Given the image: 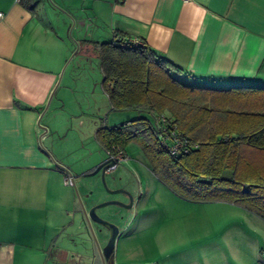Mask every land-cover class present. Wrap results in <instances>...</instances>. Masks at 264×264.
Returning a JSON list of instances; mask_svg holds the SVG:
<instances>
[{"label":"crops","instance_id":"0c3cea01","mask_svg":"<svg viewBox=\"0 0 264 264\" xmlns=\"http://www.w3.org/2000/svg\"><path fill=\"white\" fill-rule=\"evenodd\" d=\"M59 1L58 7H48L46 0H33L29 9L22 0H0V264H84L64 241L66 225L79 208L74 189L65 183L66 171L40 147L42 130L37 124L74 49L66 35L72 14L64 7L66 0ZM92 8L110 37L124 31L143 38L181 69L171 74L184 85L264 87V0H94ZM79 35L84 39L83 31ZM84 54L100 64L92 52ZM76 79L69 76L65 84L60 80L45 116L54 103V110L64 108L58 93L62 86L74 94L85 84H79L80 76ZM80 81L88 83V76ZM112 116L116 126L124 118ZM58 129L50 126L42 138L48 149ZM136 200L140 198H134V205ZM215 203L243 210L246 222L238 232L249 233L243 243L252 258L249 264H264L258 257L264 246V220L233 203ZM122 236L114 250L116 264H125L119 262ZM99 263L98 258L87 261Z\"/></svg>","mask_w":264,"mask_h":264},{"label":"trees","instance_id":"16d2710c","mask_svg":"<svg viewBox=\"0 0 264 264\" xmlns=\"http://www.w3.org/2000/svg\"><path fill=\"white\" fill-rule=\"evenodd\" d=\"M22 2L31 9L33 0ZM131 38L115 31L104 42H77V54L92 52L100 61L107 118L124 115L117 126L104 122L96 131L100 146L108 155L137 140L152 172L182 199L230 202L264 220V166L258 161L264 158V87H189L171 74L180 68L143 38L139 46ZM177 142L174 154L169 149Z\"/></svg>","mask_w":264,"mask_h":264},{"label":"rangeland","instance_id":"374dc122","mask_svg":"<svg viewBox=\"0 0 264 264\" xmlns=\"http://www.w3.org/2000/svg\"><path fill=\"white\" fill-rule=\"evenodd\" d=\"M93 1L66 0L64 7L72 14L66 34L68 41L74 43V49L70 55L77 48L76 42L81 37L79 35L81 31L84 38L88 36L94 39L95 37L101 42L110 39L106 26L94 18ZM57 2L61 4L59 0H46L48 7ZM41 15L44 14L41 13ZM49 16H52L51 13ZM51 19L57 22L56 17L52 16ZM72 25L73 28H71ZM84 55L81 51L65 67L61 84L69 76L73 81L79 76L83 79L85 75L88 76V83L79 79V84H85H81L79 91L74 94L71 93L70 87L62 86L58 93L62 94L65 100L64 108L58 107L54 110L56 107L54 103L51 105L49 114L43 117L42 121L49 127L59 128L50 149L44 147L51 153L56 163L75 175L87 169L99 158L108 157L106 151L96 141L95 134L104 122L109 125L115 122L113 114L108 118L106 116L109 110L105 108L109 104L101 88L100 64L97 60L86 58ZM95 92L97 94L93 95ZM63 126H66L65 129ZM124 146L127 158L115 171L106 175V183L110 189L126 187L125 189L129 190L134 198H140V202L136 200L135 205L130 209L109 206L99 211L100 215L120 225V236L122 234L123 236L119 246V262L123 261L125 264H249L252 261V258H249V251L243 245L246 242L244 235L249 233L238 232L246 222L241 214L243 210L229 203H191L177 198L153 175L149 168L148 153L143 151L139 141L131 140ZM258 161L264 166V158L258 157ZM90 181V179L85 180L88 187H85L83 183L78 186L85 203L91 204L90 202L117 198L126 200L121 194L111 195L102 188L100 189L102 191H96L94 183ZM70 187L73 188L72 185ZM93 189L95 190L93 195L84 196ZM116 211L124 214L123 217L111 216V213ZM68 225H66L67 237L70 232L77 235V229L72 230ZM74 239L77 243L80 237L77 235ZM101 240L106 242V239ZM64 241L70 250H79L83 253L82 247L75 248L73 242L67 239ZM117 243L118 240L115 247ZM263 252L259 250L258 257L264 263Z\"/></svg>","mask_w":264,"mask_h":264},{"label":"water","instance_id":"95a60500","mask_svg":"<svg viewBox=\"0 0 264 264\" xmlns=\"http://www.w3.org/2000/svg\"><path fill=\"white\" fill-rule=\"evenodd\" d=\"M71 28H73V25ZM76 44H77V48L73 52V54L70 55L71 57L68 59L67 63L65 64V67L68 66V64L72 61L73 57L75 56V54H77L79 50V44L77 42ZM65 67H63L59 80H57L58 82L54 90L51 92L50 97L46 105H44L41 111V115L38 118L37 124L39 128L42 130V133L39 136V144L42 150L46 153V155H48L52 159L56 167H60L64 169L66 173L69 174V177H71L70 179L72 180L71 185L73 186L74 189L73 191H75L79 208L78 210H76L75 214L72 215L73 217L69 225L72 230L77 229V235L78 237H80V239L79 242L76 243L77 240L75 241L74 238L77 235L72 234V232H70L68 233V239H70L68 241L73 242V246L75 248L82 247L83 253H80L81 251L79 250L72 251L69 249L70 252L74 256L80 257L84 264H87V261L89 260L92 261V259H96V258L99 259L100 261L99 264H115L114 250H115L117 238L120 236L121 233L120 225L117 222L110 220L107 217H104L103 215H100L101 213H99V211L109 206H117L124 209L133 208L134 196L127 189L124 188L110 189L108 187L105 177L110 172L111 170L110 167L112 166V164H114V161L110 157L99 158L94 162V164L90 165L87 169L75 175L69 169L63 167L59 163H56L51 153L44 147L42 142V138L48 133L49 130L48 126L42 124V117L45 116L46 112L50 107L49 105L51 104L52 99L55 95L54 92H56V90L60 85L61 82L60 80H62L63 73L66 69ZM86 179H90L91 180L90 182L94 183V187L96 188L95 189L96 191H102L100 190L102 188L111 195H115V194L126 195L128 196L130 202L126 203L121 199L120 200L109 199L108 201L105 200L101 202H90L91 204L87 202L85 203L84 198L81 195L78 186L80 183H83L85 187H88V184L85 183ZM95 190L94 189L91 190L89 194L88 193L84 194V196L89 197V195H93L95 193ZM111 216H116V212L111 213ZM101 239H106V242L105 243L102 242ZM84 259H86V261Z\"/></svg>","mask_w":264,"mask_h":264},{"label":"built area","instance_id":"2783aa9c","mask_svg":"<svg viewBox=\"0 0 264 264\" xmlns=\"http://www.w3.org/2000/svg\"><path fill=\"white\" fill-rule=\"evenodd\" d=\"M183 1H190V0H183ZM0 16H2V13H0ZM132 43H134V45L139 46L141 44V40H139V38L137 39V37H132L131 38ZM160 119L163 121L165 120L164 116H161ZM181 147V143L177 142V144H175L171 149H169L172 153H178L179 148ZM109 157L114 161V164H112V166L110 167L111 170H114L116 167H118L119 164H122L123 161L126 160L127 155L125 152H123L121 149H117V148H113L112 152H108ZM71 177H69V174L66 173L65 174V183L68 185L72 184V180L70 179Z\"/></svg>","mask_w":264,"mask_h":264},{"label":"flooded vegetation","instance_id":"af4514ba","mask_svg":"<svg viewBox=\"0 0 264 264\" xmlns=\"http://www.w3.org/2000/svg\"><path fill=\"white\" fill-rule=\"evenodd\" d=\"M117 168H118V167H116L114 170H110V172L108 173V175H109L111 172L115 171ZM124 189H125V187H124ZM128 191H129V190H128ZM131 194H132V193H131ZM122 196L125 197L126 200H123V199L120 198L121 200L125 201L126 203H129V202H130L128 196H126V195H122ZM117 199H118V198H117ZM133 205H134V204H133ZM116 215H119V216L123 217L124 214H120L119 211H116Z\"/></svg>","mask_w":264,"mask_h":264}]
</instances>
